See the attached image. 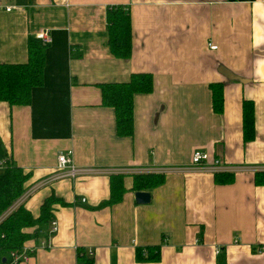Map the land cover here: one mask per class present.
<instances>
[{
	"label": "crops",
	"instance_id": "obj_1",
	"mask_svg": "<svg viewBox=\"0 0 264 264\" xmlns=\"http://www.w3.org/2000/svg\"><path fill=\"white\" fill-rule=\"evenodd\" d=\"M115 3L130 13L127 58L107 43L106 8ZM41 29L51 36L42 84L28 104L0 100V170L10 160L28 172L22 205L34 217L48 197L61 203L52 211L57 232L20 264H264V182L254 174L264 172V0H0V62L25 61ZM136 71L151 72L153 87L134 94L133 133L119 135L99 82ZM214 81L223 84L221 112ZM244 98L254 103L247 141ZM195 148L234 168L233 180L190 167ZM68 149L92 171L51 179ZM148 173L164 180L136 188L134 176ZM114 179L120 199L108 203ZM136 190L149 191V202L137 203ZM149 246L158 258L139 259Z\"/></svg>",
	"mask_w": 264,
	"mask_h": 264
},
{
	"label": "trees",
	"instance_id": "obj_2",
	"mask_svg": "<svg viewBox=\"0 0 264 264\" xmlns=\"http://www.w3.org/2000/svg\"><path fill=\"white\" fill-rule=\"evenodd\" d=\"M107 43L110 51L117 57L127 58L132 52V29L129 9L121 3L110 4L106 8ZM45 64V46L38 39L29 37L27 58L22 62H0V100L11 104H28L32 89L42 84ZM101 102L112 106L115 115L116 132L119 135L133 133V97L136 92H148L153 87V75L147 71L132 72L128 80L99 82ZM214 111L223 109V84L219 81L209 83ZM242 137L245 141L254 137V103L252 99L242 101ZM255 181L264 182V172L255 171ZM28 172L16 163L6 160L0 170V214L3 213L22 193ZM216 182H230L233 172H215ZM164 180L163 173L137 174L134 176L136 188H150ZM122 184L112 180V195L108 203L120 199ZM61 203L59 198L48 197L40 206V213L34 217L23 205L0 220V264H3L9 251L19 249L29 239L37 238L38 230H46L53 218V206ZM33 228L28 231L27 229ZM146 255L139 259L158 258V247L149 246ZM78 253V259H79ZM83 253L82 255H84ZM3 259V261H2ZM84 264H90L87 260Z\"/></svg>",
	"mask_w": 264,
	"mask_h": 264
},
{
	"label": "built area",
	"instance_id": "obj_3",
	"mask_svg": "<svg viewBox=\"0 0 264 264\" xmlns=\"http://www.w3.org/2000/svg\"><path fill=\"white\" fill-rule=\"evenodd\" d=\"M11 7H15V5H5V10H10ZM36 38L40 39L42 44H47L51 41V36L47 29H41L35 33ZM210 48H216V44L212 42H208ZM3 161L0 159V166L2 165ZM190 167L197 168V169H206L211 172H220L224 170H232L234 168H228V166L224 165L222 160L213 155L210 151L202 148H195L191 153V160H190ZM242 167H249L247 165ZM92 171V168H87L84 166H79L75 164L73 157H72V150L68 149L67 151L60 152L57 155V164L56 170L52 174L51 179H57L61 177H75L80 174H87ZM21 197L18 203L12 205L7 211L0 215V220H2L7 214L12 212L16 205L21 203L27 195ZM58 229L57 222L55 220L51 221L49 227L43 232V237L39 240L38 243L32 245H23L19 249L9 251L7 254L3 264H20L21 262H25L30 259L31 254L38 248V247H45L47 245V240L50 235L56 232ZM91 254V251H90Z\"/></svg>",
	"mask_w": 264,
	"mask_h": 264
},
{
	"label": "bare ground",
	"instance_id": "obj_4",
	"mask_svg": "<svg viewBox=\"0 0 264 264\" xmlns=\"http://www.w3.org/2000/svg\"><path fill=\"white\" fill-rule=\"evenodd\" d=\"M35 38H36V36H35ZM36 39H38V38H36ZM38 40L40 41V39H38ZM40 42H41V41H40ZM41 43H42V42H41ZM224 171H225V172H232L233 170H230V171H226V170H224ZM220 172H222V171H220ZM213 173H215V172H213ZM80 175H81V174H80ZM23 195H24V194L22 193V194H21V195H20V196H19V197H18V198H17V199H16V200H15V201H14V202H13L8 208H7V209H9V208H10L12 205H14L15 203L17 204L18 201L21 199V197H22ZM25 199H26V198H25ZM25 199H24V200H25ZM24 200H23L21 203H19L18 205H16V208H15V209H17L20 205H22V203L24 202ZM7 209H6L5 211H7ZM15 209H14V210H15ZM14 210H13V211H14ZM5 211H4V212H5ZM13 211H12V212H13ZM4 212H3V213H4ZM10 213H11V212H10ZM10 213H9V214H10ZM1 214H2V213H1ZM1 214H0V215H1ZM9 214H7V215H9ZM53 220L56 221V219H52L51 221H53ZM51 221H50V223H51ZM56 222H57V221H56ZM50 223H49V225H50ZM49 225H48V227H49ZM57 225H58V222H57ZM48 227H47V228H48ZM57 230H58V229H57ZM39 232L43 234L44 230H40ZM56 232H57V231H56ZM56 232H54V233H56ZM54 233H53V234H54ZM53 234H52V235H53ZM50 236H51V235H50ZM50 236H49V237H50ZM48 240H49V238H48ZM48 240H47V244H48ZM46 246H47V245H46ZM35 251H36V250H35ZM35 251H34V252H35ZM90 251H91V254H90ZM34 252H33V253H34ZM216 252H217V253L219 252V248L216 249ZM33 253H32V254H33ZM143 253H145V251H144ZM32 254H31V255H32ZM88 254H89V255H92V254H93V251H92V250H88ZM145 254H146V253H145ZM4 260H5V259H4Z\"/></svg>",
	"mask_w": 264,
	"mask_h": 264
},
{
	"label": "water",
	"instance_id": "obj_5",
	"mask_svg": "<svg viewBox=\"0 0 264 264\" xmlns=\"http://www.w3.org/2000/svg\"><path fill=\"white\" fill-rule=\"evenodd\" d=\"M135 199L137 203H147L150 200V193L147 190H136Z\"/></svg>",
	"mask_w": 264,
	"mask_h": 264
}]
</instances>
